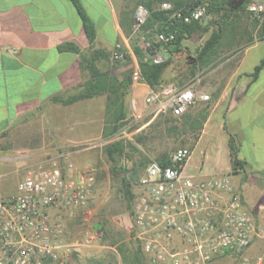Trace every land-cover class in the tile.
I'll return each instance as SVG.
<instances>
[{
  "label": "crops",
  "instance_id": "0c3cea01",
  "mask_svg": "<svg viewBox=\"0 0 264 264\" xmlns=\"http://www.w3.org/2000/svg\"><path fill=\"white\" fill-rule=\"evenodd\" d=\"M133 1L80 0L95 27V39L90 42L72 0H0V156H27L17 161L15 170L50 166L72 156L75 151L71 146L80 145L85 150L102 143L107 93L69 104L53 102L52 98L77 93L91 78L87 69L80 67V56L98 48L106 50L111 57L96 61V66L109 71L111 85L122 88L129 81L132 69L139 68L133 50L137 46L154 61L171 58L161 86L177 88L192 84L197 94L209 96V100L197 99L187 109L194 112L205 108L207 116L183 173L195 178L230 174L261 235L264 64L253 74L264 59V33L248 10V4L254 0L245 2L243 9L238 6L210 14L208 29L185 37L180 50L172 55L161 44L147 51L148 38L157 43L155 33L147 37L148 33L124 28L122 14L129 11L128 2ZM130 8L133 9V3ZM103 11L108 16L98 24L96 17L102 16ZM220 13L226 15L228 23L221 39L202 57L206 40L212 32H220L215 20ZM65 42H73L80 52L60 49ZM116 44H120L127 58H112ZM150 89L145 81L131 79L125 110L141 113L147 106L145 99ZM230 134L236 140L238 157L243 162L235 170L228 144ZM6 137L15 143L21 138L22 142L10 152L4 142ZM220 258L213 264H224Z\"/></svg>",
  "mask_w": 264,
  "mask_h": 264
},
{
  "label": "built area",
  "instance_id": "2783aa9c",
  "mask_svg": "<svg viewBox=\"0 0 264 264\" xmlns=\"http://www.w3.org/2000/svg\"><path fill=\"white\" fill-rule=\"evenodd\" d=\"M171 7L169 2L160 4L161 9ZM248 10L261 23L264 0L250 2ZM205 13L206 5L198 3L186 14L176 10L172 15L189 22ZM148 14L145 6H136L134 32L141 31ZM174 39V32L156 33L158 42ZM112 58H125L120 44ZM131 79L144 81L138 67L132 69ZM197 99L209 100V96L197 94L189 84L150 89L145 101L154 114L180 116ZM190 154L189 148L179 147L167 164L155 159L147 163L131 203L129 236L152 264H213L222 256L233 258L235 264H260L244 256L258 228L231 175H185ZM63 160L64 165L56 161L29 168L14 193H0V264H69L74 250L83 244L64 240L63 214L87 204L95 174L89 165L75 174L73 164L66 157Z\"/></svg>",
  "mask_w": 264,
  "mask_h": 264
},
{
  "label": "trees",
  "instance_id": "16d2710c",
  "mask_svg": "<svg viewBox=\"0 0 264 264\" xmlns=\"http://www.w3.org/2000/svg\"><path fill=\"white\" fill-rule=\"evenodd\" d=\"M77 7L80 17L83 22V27L88 36L90 42L95 39V27L93 22L84 12L80 0H72ZM249 0H246L248 2ZM162 2L171 3L172 7L168 10L161 9L160 4ZM204 3L206 5L205 16L210 17V14L217 13L220 10L230 11L234 6L231 5L230 0H135L133 3V9L129 8V11L124 10L122 14L121 23L126 28V30L132 31V26L134 22V11L137 5L141 4L148 9V17L146 21L141 26V31L150 37L152 33L158 32H174L175 39L162 43H155L150 38H148L149 45L147 46V51H153L156 45H164L168 51L171 53L180 50L181 41L191 35L193 32L200 30L206 31L210 25V18L207 22L200 20H191L185 22L180 16H173L174 11L179 10L181 14H186L188 10L195 4ZM246 3L240 5L238 9L245 8ZM219 24L220 32H212L211 36L206 40L202 52V57L209 52L210 47L218 42L222 35L225 26L227 25L226 15L220 13L215 19ZM257 24H259L260 32L264 33V19L260 23L256 19ZM62 50H72L80 52V49L73 42H65L59 46ZM139 63V70L143 80L150 85L152 89H156L162 84V75L166 67L170 64L171 58L162 61H154L148 55H146L139 47L134 46L133 48ZM110 54L101 48L92 49L88 54H81L80 56V67L82 69H87L91 78L86 80L80 87L79 91L75 94L69 95L68 97L55 96L52 98L53 102L69 104L78 99L91 98L95 95L107 93V109L105 114V123L103 135L105 139L112 138L119 134L124 125H126L128 119V112L124 108L125 97L128 94V86L131 81V73H129V81L122 87L119 88L117 84L111 85L109 78V71L100 69L96 66V61L110 59ZM144 57H146L144 59ZM127 58V54H125ZM264 59L255 68V75L263 66ZM119 84V83H118ZM207 116V110L201 108L194 112H189L186 110L180 116L171 115L167 120H165L164 125L167 127L168 134H174L175 137L186 136V140L183 141L184 144L188 145L187 148L191 150L195 141L199 136V132L202 128L203 121ZM146 119L145 122L148 121ZM152 124H149L151 126ZM141 123L135 126L139 128ZM231 164L232 168L235 170L242 166V161L238 157V145L232 134L229 135L228 139ZM146 147V136L141 130L136 133L133 138L125 139L123 137L113 139L109 141L105 147L104 152L108 159L112 162V172L116 174L119 178L123 196L127 201V207L131 214V203L134 197L133 185L138 181L142 170L148 163V158L144 154L143 150L139 147ZM132 151L133 155H128V159L131 165L127 167L123 158L127 156V153ZM158 159L162 164H167L169 162V157L167 153L160 154ZM108 222L104 220L100 224L101 243L114 247L115 252L111 250H106L107 254L104 261L100 259L98 264H111L116 262L117 255L120 257L122 264H146L145 259L147 258L142 252L140 244L134 240H124L126 237L125 232L122 231H112L111 228L107 226ZM129 234V233H128ZM107 262V263H106Z\"/></svg>",
  "mask_w": 264,
  "mask_h": 264
},
{
  "label": "rangeland",
  "instance_id": "374dc122",
  "mask_svg": "<svg viewBox=\"0 0 264 264\" xmlns=\"http://www.w3.org/2000/svg\"><path fill=\"white\" fill-rule=\"evenodd\" d=\"M134 2L135 0L133 2H128L129 8ZM107 14L106 11H103L101 13L102 16L96 17L98 24L104 22V19L108 16ZM209 18L210 17L205 16L202 20L207 22ZM170 116L171 114L169 113L154 114L150 112L148 106H145L141 113L130 110L128 112V123L124 125L123 131L114 136L112 140L120 137L131 139L136 133L142 130L146 136V147H139L149 159L148 162L152 159L158 160L162 153H167L169 157L175 149L179 147H188V145H185L183 142L186 140V136L175 137L174 134L167 133V127L164 125V122ZM147 118L149 119L145 122ZM139 123H141L142 126L139 129L135 128ZM149 124L152 125L149 126ZM9 140L6 137L4 142H6L10 152L22 142L21 138H18L17 143L13 140ZM109 141L111 140L105 141L104 139L102 143L97 145L92 144L85 150H82L83 146L80 145L71 146V149L75 152L72 156L66 157L67 160L73 164L75 174L83 172L84 168L88 165L93 169L95 174L94 184L89 193L87 204L84 207L74 208L63 214L64 240L68 242L80 241L83 243L74 250L69 264H98L97 262L100 259L104 261L107 254L106 250L115 252L114 247L101 243L102 233L100 231V224L104 222V220L108 222L107 226L111 228L112 231L119 230L125 232L126 237L124 240H132L127 230L131 220L130 210L123 196L119 178L116 174H113L111 170L113 164L104 152V147ZM133 154L132 151L128 150L127 156L122 160L127 167L131 165L127 157ZM26 157L27 156H0V193L3 196L14 193L17 183L23 178L26 171L33 167L29 166L24 169H14L16 168L17 161ZM134 158H137V156H134ZM60 162L61 165H64V160ZM44 167L48 166L44 165ZM137 189L136 182L133 185L134 194L137 192ZM260 221V224H262L261 235L260 229L256 225L258 228V235L253 238L249 247L253 245L256 239L257 241L252 248L248 247L249 250L248 248L246 249L244 256L252 263L259 261L260 264H264V218L260 219ZM259 235L260 237H258ZM251 253L254 254L251 255ZM220 259L224 264L236 263L235 260L229 256H222ZM145 263L152 264L147 258L145 259ZM111 264H122L119 255H117L116 262L114 261Z\"/></svg>",
  "mask_w": 264,
  "mask_h": 264
},
{
  "label": "water",
  "instance_id": "95a60500",
  "mask_svg": "<svg viewBox=\"0 0 264 264\" xmlns=\"http://www.w3.org/2000/svg\"><path fill=\"white\" fill-rule=\"evenodd\" d=\"M245 2H246V0H238V2L235 4L234 7H238V6L242 5V4H244Z\"/></svg>",
  "mask_w": 264,
  "mask_h": 264
},
{
  "label": "flooded vegetation",
  "instance_id": "af4514ba",
  "mask_svg": "<svg viewBox=\"0 0 264 264\" xmlns=\"http://www.w3.org/2000/svg\"><path fill=\"white\" fill-rule=\"evenodd\" d=\"M230 2H231L232 6H235V4L238 2V0H230Z\"/></svg>",
  "mask_w": 264,
  "mask_h": 264
}]
</instances>
